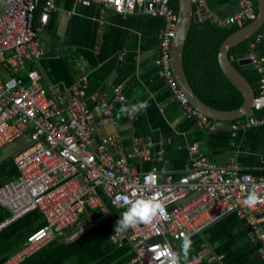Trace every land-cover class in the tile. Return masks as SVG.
<instances>
[{
	"label": "built area",
	"instance_id": "2783aa9c",
	"mask_svg": "<svg viewBox=\"0 0 264 264\" xmlns=\"http://www.w3.org/2000/svg\"><path fill=\"white\" fill-rule=\"evenodd\" d=\"M39 1L12 0L0 19V63L10 54L9 63L31 64L26 80L18 76L3 80L0 76V151L25 136L29 138L12 155L18 178L0 187V206L11 213L0 224V230L33 211L41 213L45 221L27 237L24 250L4 264H21L25 257L58 234L67 232L65 239L72 241L98 227L111 218L108 205L126 209V202L133 199V193L144 185L146 177H155V186L151 192L145 191V195L163 193L169 218L129 229L127 239L134 254L127 264H169L167 253L176 252L174 242L201 232L228 213L244 221L249 242L264 260V229L256 215L257 210L264 208V202L254 207L244 204L247 192L252 189L264 196V177L238 174L232 166L223 167L197 156L191 168L177 180L160 181L155 170L148 173L133 170L128 165L132 155L113 158L108 149L118 146L115 137L93 148L94 127L83 102V90L71 88L70 95L62 100L61 96L48 93L41 83L35 66L41 56L38 34L48 22L54 0H45L36 18ZM76 1L81 5L97 4L122 16L161 17L164 26L159 35L161 49L156 61L160 75L187 118L198 120L208 132L218 127L191 105L175 79L171 43L176 15L170 0ZM239 1L237 14L215 22L218 26L242 27L256 19L253 2ZM263 43L264 34H260L250 46L247 58L260 77L259 93L247 117L229 124L232 134L264 124V57L258 53ZM115 93L118 102L125 100L120 88ZM102 108L109 116L106 103H102ZM190 152L197 154V146ZM192 192L196 193L194 198L179 203ZM121 238L122 233L115 231L110 241L120 243ZM203 253L180 264H197L203 259Z\"/></svg>",
	"mask_w": 264,
	"mask_h": 264
},
{
	"label": "crops",
	"instance_id": "0c3cea01",
	"mask_svg": "<svg viewBox=\"0 0 264 264\" xmlns=\"http://www.w3.org/2000/svg\"><path fill=\"white\" fill-rule=\"evenodd\" d=\"M190 2L193 11L202 7L206 20L213 23L230 18L240 9L239 0ZM163 26L161 17L122 16L97 4L54 0L48 22L38 34L41 56L35 66L41 83L48 93L59 95L62 100L70 95L71 88L82 89L94 127L93 148L115 137L118 146L109 147L108 152L116 159L132 155L128 165L135 171L155 170L160 181H175L199 156L223 167L232 166L238 174L264 177V124L234 134L229 128L232 121L246 118L251 110L232 120H213L218 126L213 132L183 114L156 64ZM260 32L256 36L264 34V27ZM258 53L264 57V43ZM10 57L6 54V60L0 63L1 78L18 76L26 80L31 64L9 63ZM232 63L249 66L238 60ZM116 88L122 90L124 101H117ZM103 102L109 116L103 113ZM137 102H146L147 107L135 113H120L123 104ZM193 146L198 149L195 155L190 152ZM11 156L0 161V187L18 178ZM195 196L196 193H189L179 203ZM125 210L110 209L111 218L72 241L65 239L67 232L53 236L21 264H127L134 254L127 239L129 230L122 233L120 243L110 241ZM256 215L264 229V208L257 210ZM10 217V211L0 206V224ZM44 223L42 214L33 211L1 229L0 264L22 252L27 237ZM188 237L192 243L186 260L180 247L182 239L174 242L182 263L203 251V259L197 264H264L256 246L248 240L246 224L232 213Z\"/></svg>",
	"mask_w": 264,
	"mask_h": 264
},
{
	"label": "trees",
	"instance_id": "16d2710c",
	"mask_svg": "<svg viewBox=\"0 0 264 264\" xmlns=\"http://www.w3.org/2000/svg\"><path fill=\"white\" fill-rule=\"evenodd\" d=\"M44 3L45 0L39 1L35 14L36 18ZM170 6L176 15L177 1L170 0ZM254 6L257 15L255 2ZM251 23H246L244 28ZM240 29L239 26L222 28L210 20H205L199 24L192 23L185 40L182 61L187 81L201 101L217 110H233V108H238L244 101L243 94L225 78L218 62V53L222 42ZM256 37L232 47L229 50V58L248 54ZM234 66L247 78L257 95L259 93L260 77L254 67L252 65L239 67L237 64H234ZM108 206L109 209H113L110 205Z\"/></svg>",
	"mask_w": 264,
	"mask_h": 264
},
{
	"label": "water",
	"instance_id": "95a60500",
	"mask_svg": "<svg viewBox=\"0 0 264 264\" xmlns=\"http://www.w3.org/2000/svg\"><path fill=\"white\" fill-rule=\"evenodd\" d=\"M253 1L257 4L258 10L255 21H253L247 27L242 28L238 32L230 35L222 42L219 48L218 62L223 75L235 88H238L244 96V101L238 108L223 111L212 108L201 101L187 81L182 61L185 40L187 38L191 24L202 23L206 20V18L205 11L202 7H197V12H195L193 11V5L191 4L190 0H177L178 7L176 11L174 29L175 35L171 43L172 70L174 72L175 79L177 80L181 90L191 105L212 120H232L248 114V112L252 109L256 92L247 78L237 68H235L232 63V60H238L242 65H250L251 61L247 59L249 55H237L229 58L228 54L232 47L249 41L255 37L264 27V0ZM11 2L12 0H0V19L5 14V10ZM28 141L29 138L25 136L16 141L14 144L3 148L0 151V161L5 160L7 156L14 155ZM10 148H12L11 150L13 151L8 154Z\"/></svg>",
	"mask_w": 264,
	"mask_h": 264
},
{
	"label": "clouds",
	"instance_id": "9594fccd",
	"mask_svg": "<svg viewBox=\"0 0 264 264\" xmlns=\"http://www.w3.org/2000/svg\"><path fill=\"white\" fill-rule=\"evenodd\" d=\"M147 107L146 102H137L131 105L123 104L120 113H135ZM155 186V177H146L144 185L139 186L138 192L133 193V199L126 202V210L120 214L115 231L117 233H126L129 229H135L138 225H149L159 219H168L166 205L163 193H152L145 195V191L151 192ZM264 202L262 196L257 190L252 189L247 192L244 204L248 207H254L257 203ZM191 239L185 235L181 243V251L184 259H187L188 251L191 247ZM169 264H180V255L176 252L167 253Z\"/></svg>",
	"mask_w": 264,
	"mask_h": 264
}]
</instances>
